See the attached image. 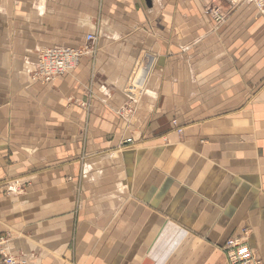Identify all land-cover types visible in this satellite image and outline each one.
<instances>
[{
    "label": "crops",
    "instance_id": "obj_1",
    "mask_svg": "<svg viewBox=\"0 0 264 264\" xmlns=\"http://www.w3.org/2000/svg\"><path fill=\"white\" fill-rule=\"evenodd\" d=\"M213 3L228 11L222 24ZM91 34L75 71L31 80L40 51ZM243 229L264 262L256 6L0 0V236L11 253L28 264H228L222 248Z\"/></svg>",
    "mask_w": 264,
    "mask_h": 264
},
{
    "label": "built area",
    "instance_id": "obj_2",
    "mask_svg": "<svg viewBox=\"0 0 264 264\" xmlns=\"http://www.w3.org/2000/svg\"><path fill=\"white\" fill-rule=\"evenodd\" d=\"M242 2L252 3L256 6L257 11L264 15V0H242ZM211 15L218 24H222L225 18L219 9H212ZM94 35L87 36L88 43L77 49L69 47H52L40 51L38 61L34 71L31 73L32 81H41L49 84L57 80L59 77L76 70L82 57L86 55L90 49V43L94 40ZM142 90L131 87L129 96L137 102L142 94ZM130 113L132 109H129ZM180 134L182 129L178 131ZM127 144H133V140L127 139ZM248 231L245 229L242 236L230 237L222 250L225 253L228 264H264V262L256 255V252L249 245ZM11 235L0 236V264H28L27 260L20 259L11 253Z\"/></svg>",
    "mask_w": 264,
    "mask_h": 264
},
{
    "label": "rangeland",
    "instance_id": "obj_3",
    "mask_svg": "<svg viewBox=\"0 0 264 264\" xmlns=\"http://www.w3.org/2000/svg\"><path fill=\"white\" fill-rule=\"evenodd\" d=\"M238 2H242V0H231V3L232 4H236V3H238ZM242 3H247V2H242ZM208 8H207V10H208V12H209V14L211 15V10L212 9H219L220 10V12L221 13H223V15H224V18L226 19L227 18V16H228V11H226L225 9H223L222 7H219V6H217L216 4H209L208 6H207ZM212 16V15H211ZM213 18V17H212ZM214 20V19H213ZM215 21V20H214ZM216 22V21H215ZM19 192V191H18ZM117 196V195H116ZM88 199L87 198H84V197H81V199H78V202H77V205H78V207H80V206H83V207H85V204H90V202L89 201H87ZM115 213V212H114ZM106 214L107 213H103V212H101L100 211V213H97V216L99 217V219L101 220V219H105V218H107V217H105L106 216ZM112 217H115V218H118V217H122V213L121 212H119V215H114L113 214V216ZM97 222L95 223V222H91V223H89V222H87V223H89V225H91L92 223H95L96 225H97V223H98V220H96ZM97 232H100V236H101V238L100 239H98L97 240V245H96V247L98 246V250H99V248H100V250H102V252L103 251H107V249H109V248H107L108 246H110V243L109 244H107V243H104V242H102V236L104 235V234H107V232H108V228H105V227H103V228H100V229H98L97 228ZM245 229H243L242 230V233L241 234H238V235H235V236H242V234H243V231H244ZM118 235H120V234H118ZM233 237V236H232ZM126 244L127 243H125V242H118V243H112V245H115V247H114V249L115 250H118V251H125V249H126ZM85 251L87 254H89V253H93L94 251H95V245H93L92 243L91 244H88V245H86L83 249H81V251ZM106 262L107 261H105V260H103V264H106ZM108 263V262H107ZM73 264H74V262H73Z\"/></svg>",
    "mask_w": 264,
    "mask_h": 264
}]
</instances>
